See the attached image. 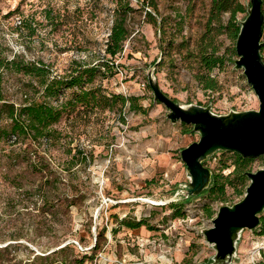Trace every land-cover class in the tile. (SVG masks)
<instances>
[{
	"label": "rangeland",
	"instance_id": "rangeland-1",
	"mask_svg": "<svg viewBox=\"0 0 264 264\" xmlns=\"http://www.w3.org/2000/svg\"><path fill=\"white\" fill-rule=\"evenodd\" d=\"M132 1L140 8L142 0ZM239 1L246 7L250 2ZM156 2L157 10L146 9L153 11L157 23L148 21L145 10L136 12L131 20L134 32L116 57L118 72L95 79L109 93L142 96L149 106L147 114L125 108L126 122L111 110L66 115L55 124L62 137L34 145L30 150L37 153L31 155L24 153L27 143L11 147L0 142V246L13 244V261L62 264L66 257V264H207L215 254L202 229L212 224L220 205L243 197L241 186L227 187L223 198L184 197L182 184L190 177L181 149L200 134L185 132L192 124L167 117V107L154 100L147 71L163 52L156 71L162 89L183 104L211 105L219 114L258 108L259 99L243 69L232 63L238 57L232 51L236 40L227 29L215 37L218 53H226L224 65L212 71L218 88L205 89L196 77L212 0ZM114 6L115 0H0V49L10 57L20 53L27 60H43L53 74H65L74 62L95 64L110 58L105 49ZM245 14L240 12L238 18ZM228 18L227 12L225 22ZM26 78L6 74V90L13 99L24 98L20 86ZM11 148L16 160L8 156ZM77 151L83 152L82 162L80 157L72 170H66ZM41 156L65 178L59 211L47 220L32 218L35 212L25 204L33 206L34 201L22 193L40 183L41 173L33 163ZM234 159L232 151L220 150L205 165L219 171L222 164H229L223 170L228 174ZM260 167L264 155L255 158L248 170ZM71 192L82 194V200L67 206L64 198ZM171 200L184 204L173 208ZM179 208L182 216H176ZM124 217L145 218L147 224L128 228L120 223ZM69 242L74 246L66 254L41 258ZM231 264H264V223L242 231Z\"/></svg>",
	"mask_w": 264,
	"mask_h": 264
},
{
	"label": "trees",
	"instance_id": "trees-1",
	"mask_svg": "<svg viewBox=\"0 0 264 264\" xmlns=\"http://www.w3.org/2000/svg\"><path fill=\"white\" fill-rule=\"evenodd\" d=\"M140 8H136L132 0H115L113 8L114 20L111 27L108 40L106 42V55L110 58L98 61L95 64H84L74 62L68 68L65 74H53L49 64L43 60H27L20 53H14L13 56L4 54L0 49V142L9 146L14 143H27L24 153L27 155L37 152L33 149L34 145L40 146L44 142H55L62 137V132L55 127L64 116L71 114H80L86 111L111 110L119 113V119L126 122L124 109L134 113L147 114L149 106H145L141 101L142 96L131 94L129 96L123 93L107 92L101 84H95L97 76L109 77L118 72L119 64L116 63V57L125 49V43L134 32L131 20L135 13L140 9L145 10L148 21L157 23V18L152 10L146 9L147 6L158 9L156 0H142ZM210 13L208 16L206 31L202 38V45L198 53V60L201 70L196 74L197 79L203 84L205 89L216 90L218 81L212 75V71L224 65L226 62V53H218V46L215 37L227 29L232 40H236L240 31V12L247 13V7L239 0H212ZM229 13V18L225 22L224 14ZM264 12V0H263ZM246 14L243 16V18ZM264 40V24H263ZM233 54H236V47H233ZM264 58V45L262 47ZM156 60L153 61V63ZM234 60H232L233 63ZM22 74L27 78L21 84V91L24 98L21 101L13 99L6 90V74ZM70 89L67 95L65 90ZM186 125L187 123H183ZM192 132L193 127L185 132ZM9 158L16 160L14 148L9 150ZM233 152V151H232ZM22 152V154H24ZM82 151H77L69 162L66 170H72L73 166L80 159L82 162ZM235 159L234 168L228 174L223 170L229 167V164H222L219 171L213 170V177L210 186L201 194H207L210 197L223 198L227 187L238 189L239 193L244 195L246 187L249 184L248 176L245 174L248 167L255 158L244 157L237 152H233ZM32 157L27 156L28 160ZM32 161V160H31ZM37 171L41 173L40 183L35 188L26 189L23 195L32 199L33 206L25 204L28 210L33 213L32 218L40 216V219L53 217L59 211L57 204L61 201L60 184L64 183V177L53 168L51 161L45 156H41L38 162L33 163ZM71 165V166H70ZM21 187V186H18ZM71 190V189H70ZM67 206L82 200V194L71 192L64 198ZM23 201V200H22ZM171 207L184 204V201L169 202ZM31 207V208H30ZM36 210V211H35ZM184 213L181 208L176 212V216H182ZM40 222V220H39ZM120 223L128 228H138L147 224L145 218L139 220L130 217H124ZM261 223H264V213L261 215ZM13 244L0 246V264H22V262L13 261L15 259L11 247ZM74 244L66 243L57 250L48 254L41 255L42 259L49 258L51 254L62 253L73 248ZM12 254V255H11ZM60 263L66 264L67 258L64 257Z\"/></svg>",
	"mask_w": 264,
	"mask_h": 264
},
{
	"label": "water",
	"instance_id": "water-1",
	"mask_svg": "<svg viewBox=\"0 0 264 264\" xmlns=\"http://www.w3.org/2000/svg\"><path fill=\"white\" fill-rule=\"evenodd\" d=\"M263 0H250L247 13L240 20V31L236 39L238 57L233 63L243 69L248 83L258 99V108L232 109L219 114L211 105L183 104L165 92L156 75L162 60L160 57L147 71L148 82L154 100L163 103L172 122L181 121L193 125L200 138L181 149V158L186 164L190 180L182 189L184 197L200 195L212 181L213 170L205 161L220 150H228L244 157L257 158L264 155V58ZM245 174L249 184L243 197L218 207L212 224L202 229L206 241L215 249L207 264H231L237 254V244L244 229L253 230L260 225L264 213V167L248 170Z\"/></svg>",
	"mask_w": 264,
	"mask_h": 264
}]
</instances>
